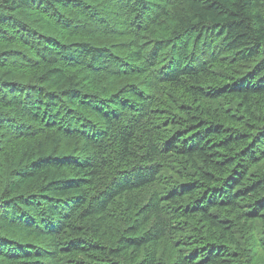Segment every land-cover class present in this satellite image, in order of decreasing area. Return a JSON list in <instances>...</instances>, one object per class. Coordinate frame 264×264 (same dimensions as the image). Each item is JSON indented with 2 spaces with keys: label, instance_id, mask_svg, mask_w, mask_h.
<instances>
[{
  "label": "trees",
  "instance_id": "16d2710c",
  "mask_svg": "<svg viewBox=\"0 0 264 264\" xmlns=\"http://www.w3.org/2000/svg\"><path fill=\"white\" fill-rule=\"evenodd\" d=\"M0 264H264V0H0Z\"/></svg>",
  "mask_w": 264,
  "mask_h": 264
}]
</instances>
